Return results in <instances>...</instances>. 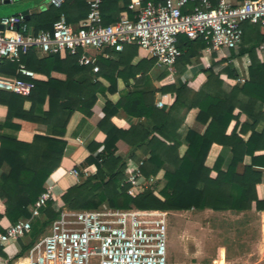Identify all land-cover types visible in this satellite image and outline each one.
<instances>
[{"label": "trees", "instance_id": "trees-1", "mask_svg": "<svg viewBox=\"0 0 264 264\" xmlns=\"http://www.w3.org/2000/svg\"><path fill=\"white\" fill-rule=\"evenodd\" d=\"M129 2L104 0V23H114L120 16L132 18L127 8ZM87 12L86 0H65L60 6L49 2L41 11L25 14L27 23L37 31L51 29L60 18L74 24ZM259 45H264V20L244 22L241 42L229 55L249 59L245 81L230 83L229 79L237 77L236 67L229 62L216 69L215 65L227 59L221 57L202 69L206 79L198 89L191 88L180 75L188 65L201 62V50L206 44L201 38L190 40L184 34L179 35L181 55L174 65L175 72L161 67L152 73L157 70L155 60L135 43H127L121 51L107 49L109 57L99 56L96 73L89 66L80 65L77 55L61 58L33 49L21 54V62L27 68L47 79L16 73L33 83L29 94L0 90V105L6 109L0 123V231L30 217L31 206L39 194L49 189L48 182L60 185L63 191L60 205L53 194L40 215L32 220L30 231L18 239L20 250L13 258L0 248V264H12L15 258L23 256L59 216L62 207L97 209L105 204L115 209L264 211V199L258 191L264 172V49L259 54ZM139 54L142 58L134 62ZM212 55L216 57L218 53ZM5 61L14 72L17 63ZM53 72L63 78L53 77ZM150 78L153 88L146 83ZM97 95L105 99L103 117L97 124L98 132L86 145L90 154L77 167L79 171L94 164L97 170L88 175L79 171V181L69 185L61 167L71 140L66 136V128L74 112L91 115ZM158 100L162 106L156 105ZM192 109L196 110V121L205 129L202 133L187 131V149L180 156L178 129ZM242 114L246 116L244 121H240ZM128 117L138 122L128 124L123 119ZM14 119L44 124L46 131L35 134L30 142L20 141L1 132L6 126L19 127ZM119 140L129 146L125 157L117 155ZM212 143L230 149L231 160L225 169L221 156L212 167L205 165ZM246 155L251 162L240 170ZM142 158L141 172L146 178L156 177L160 170L163 175L131 196L125 191L127 185L121 187L120 183L126 176L127 160L138 162ZM3 165L7 171L2 170Z\"/></svg>", "mask_w": 264, "mask_h": 264}, {"label": "built area", "instance_id": "built-area-1", "mask_svg": "<svg viewBox=\"0 0 264 264\" xmlns=\"http://www.w3.org/2000/svg\"><path fill=\"white\" fill-rule=\"evenodd\" d=\"M64 1L50 0L55 6ZM103 1L86 0L88 12L84 18L76 24L60 18L51 29L35 31L23 13L1 17L0 60L17 63L18 74L34 79L35 72L21 62V54L33 49L61 58L77 55L80 65L96 73L99 56L109 57L107 49L121 51L127 43H135L155 60L156 67L175 72L174 65L181 55L179 35L184 34L190 40L201 38L205 42V67L225 57L222 67L234 60L229 51L239 46L243 23L264 20V0H130L127 8L132 18L120 16L106 24L101 14ZM212 52L218 55L210 60ZM245 79L240 75L235 80L242 83ZM32 88L28 80L0 77L2 91L27 95ZM156 105L162 106V101H156ZM143 161L127 160L126 176L120 186L127 185L125 191L131 196L156 179L142 174ZM81 171L89 173L86 167ZM69 173L77 175L79 171L73 167ZM52 195L50 188L43 191L31 206L29 218L10 223L0 231V248L30 231L32 220ZM167 214L158 209H115L105 204L97 209L62 207L59 216L21 256L23 260L14 264H173L167 253Z\"/></svg>", "mask_w": 264, "mask_h": 264}, {"label": "crops", "instance_id": "crops-1", "mask_svg": "<svg viewBox=\"0 0 264 264\" xmlns=\"http://www.w3.org/2000/svg\"><path fill=\"white\" fill-rule=\"evenodd\" d=\"M49 2L50 0H8L6 2L0 1V10L5 11V12L0 11V18L3 16H8V15L16 14V13L25 14V12H28V13L39 12L42 9L46 8ZM6 9L8 10V12H6ZM70 24H73V23H70ZM261 49H264V45H259L258 47L259 54L261 52ZM201 55H202L201 61H205L203 59L202 50H201ZM140 58H142V55L140 54L136 55L133 61L136 62ZM213 58L214 56L211 55V58L209 59L211 60ZM236 58H239V61ZM246 60H249V59L246 56H242V57H235L234 60L232 61V63L236 67L237 76H240V75L246 76V72H247ZM217 65L219 67H217L216 69L221 68L220 64H217ZM202 66L203 65H201V63L195 64V65H188L185 71L181 73L180 79L187 81V84L191 88L198 89L200 85L206 79L205 74L202 72V69L206 67L205 66L202 67ZM223 66L224 65H222V67ZM11 69L13 70V67L9 68L5 60H0V77H4V78L17 77L16 75L17 67L16 69H14V72H12ZM35 74H36L37 79H41V80L47 79L45 75H42L36 72ZM52 76L55 78H59V79L63 78L62 74L56 73V72H53ZM235 79H229V82L237 83ZM102 82L105 84V81L102 80ZM149 87L153 88L154 87L153 83ZM104 103H105V99L101 95H97V100L94 106L92 107L91 115L85 116L82 113L76 111L73 113V115L71 116L69 120V123L66 128V136L70 137L71 140L68 142V145L65 148L64 155L61 160V167L65 170V174L63 178L69 185H73L79 181V173L77 175H73L69 173V170L73 167L77 168L83 162V160L90 154L86 145L92 140L93 136L98 132L97 124L103 117L102 107ZM46 108H47V104H44L43 109H46ZM5 113H6L5 107L0 105V123L4 121ZM195 115H196L195 109H192L191 111H189L181 127L178 129V133L181 136V145L179 146L180 156L187 149V144L184 140L187 131L189 129H194L202 133L205 129V125L200 124L196 121ZM245 118L246 116L244 114L240 115V121H244ZM123 119L128 124L131 122H138V119H133L130 117L123 118ZM13 122L18 123L19 127H7L6 126L2 128L1 132L7 135H11L20 141L30 142L32 141L33 136L35 134H44L46 131V126L44 124L32 123V122L24 121L20 119H14ZM258 129H261V125L258 127ZM248 135L249 133L246 135V137ZM116 145H117V155H120L121 157L127 156L128 151H129V146L127 145V143H125L123 140H119ZM218 156L222 157L223 159L222 168L225 169L230 163L231 152L228 147L222 146L217 143L211 144L208 150V153L206 155L205 165L208 167H212ZM250 162H251L250 156L246 155L243 159V162L239 166V169L241 170L243 165H248L250 164ZM86 168H87V171L89 172L88 174H93L97 170L94 164L88 165L86 166ZM2 170L7 171V166L3 165ZM81 170L82 168L79 169V171ZM162 175H163V170H160L158 174L156 175L155 180L161 179ZM47 187L52 190L53 194L56 197L57 204L60 205V195L62 194V191H63L61 186L56 183L48 182ZM258 191H259L260 197L264 199V172L262 173L261 183L258 185ZM260 213L263 214L264 211H260ZM3 250L9 258H13L20 250L19 241L18 240L10 241L7 245L4 246ZM22 260L23 259L20 256L18 258H15L12 264L20 263Z\"/></svg>", "mask_w": 264, "mask_h": 264}, {"label": "rangeland", "instance_id": "rangeland-1", "mask_svg": "<svg viewBox=\"0 0 264 264\" xmlns=\"http://www.w3.org/2000/svg\"><path fill=\"white\" fill-rule=\"evenodd\" d=\"M156 69L152 73L162 68ZM146 83L150 86L151 78ZM167 218V253L173 264H264V213L260 211H168Z\"/></svg>", "mask_w": 264, "mask_h": 264}, {"label": "water", "instance_id": "water-1", "mask_svg": "<svg viewBox=\"0 0 264 264\" xmlns=\"http://www.w3.org/2000/svg\"><path fill=\"white\" fill-rule=\"evenodd\" d=\"M3 28V26L0 24V29H2Z\"/></svg>", "mask_w": 264, "mask_h": 264}]
</instances>
